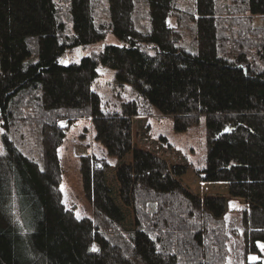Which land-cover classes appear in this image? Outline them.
I'll use <instances>...</instances> for the list:
<instances>
[{
  "label": "trees",
  "instance_id": "trees-1",
  "mask_svg": "<svg viewBox=\"0 0 264 264\" xmlns=\"http://www.w3.org/2000/svg\"><path fill=\"white\" fill-rule=\"evenodd\" d=\"M178 1L62 0L67 35L55 0H0V264H227L237 231L178 190L136 185V226L123 230L105 158L79 157L92 220L76 219L61 199L57 149L70 125L137 117L144 107L166 113L177 102L162 86L193 83L197 73L216 112L205 117L206 164L196 176L244 200L241 255L244 264H260L248 256L264 258V0H190L186 10ZM254 17L262 25L253 26ZM189 24L193 45L185 48L177 41ZM107 35L115 42L98 53L59 62ZM101 68L132 95L116 109L105 108L93 89ZM184 121L173 118L177 132L185 131ZM22 139L29 146L34 140L36 158ZM186 172L181 164L149 170L157 181Z\"/></svg>",
  "mask_w": 264,
  "mask_h": 264
},
{
  "label": "rangeland",
  "instance_id": "rangeland-1",
  "mask_svg": "<svg viewBox=\"0 0 264 264\" xmlns=\"http://www.w3.org/2000/svg\"><path fill=\"white\" fill-rule=\"evenodd\" d=\"M63 21L67 24L66 34H71V25L67 23L62 0H55ZM230 2V1H229ZM179 6L186 10L190 0H179ZM168 24L176 26L174 18ZM191 24V23H190ZM182 27V36L177 44L190 48L193 45L191 25ZM252 25H262L260 17H254ZM225 26V25H224ZM180 29V28H179ZM115 42L111 35L97 44L83 50L67 51L59 62L63 65L77 62L82 55H91L101 51L104 44ZM150 55L154 52L145 47ZM114 72L101 68L93 84L105 108L116 109L121 101H128L132 95L128 90L112 85ZM161 90L176 100L177 105L166 113H160L152 107H144V113L137 117L90 118L76 121L66 131L62 144L57 149L61 167V199L65 209L73 213L76 219H93L92 205L85 199L79 173V157L95 155L105 158L109 168L105 173L111 198L124 214L121 228L133 230L136 219L133 211V189L136 185L158 191L178 190L187 196L195 206L211 212L214 217L223 219L228 231H237L229 242L230 258L227 264H244L241 255L240 220L244 200L228 195L223 184L202 183L196 172L206 164L207 139L205 117L216 112L213 100L207 92V80L197 73L193 83H165ZM185 120V131L174 129L173 118ZM0 131V155L4 154ZM13 136V134H12ZM18 138V136H15ZM27 138V136H26ZM25 151L32 149L31 157H37L34 140H20ZM175 164L187 166V172L181 177H172L164 181L153 179L149 170L153 167L169 168ZM235 206H232V204ZM95 244L91 245V250ZM254 262L264 264V258L255 257Z\"/></svg>",
  "mask_w": 264,
  "mask_h": 264
},
{
  "label": "crops",
  "instance_id": "crops-1",
  "mask_svg": "<svg viewBox=\"0 0 264 264\" xmlns=\"http://www.w3.org/2000/svg\"><path fill=\"white\" fill-rule=\"evenodd\" d=\"M253 258H255V256H248V262H254L255 259Z\"/></svg>",
  "mask_w": 264,
  "mask_h": 264
},
{
  "label": "snow or ice",
  "instance_id": "snow-or-ice-1",
  "mask_svg": "<svg viewBox=\"0 0 264 264\" xmlns=\"http://www.w3.org/2000/svg\"><path fill=\"white\" fill-rule=\"evenodd\" d=\"M225 131H229V129H225ZM232 206H235L234 202H233ZM92 250H93V251H98V249H96L95 246H93ZM253 259H255V258H253Z\"/></svg>",
  "mask_w": 264,
  "mask_h": 264
},
{
  "label": "water",
  "instance_id": "water-1",
  "mask_svg": "<svg viewBox=\"0 0 264 264\" xmlns=\"http://www.w3.org/2000/svg\"><path fill=\"white\" fill-rule=\"evenodd\" d=\"M261 247H263V248H264V245H261Z\"/></svg>",
  "mask_w": 264,
  "mask_h": 264
}]
</instances>
